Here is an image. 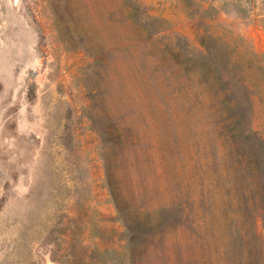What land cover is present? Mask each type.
Returning <instances> with one entry per match:
<instances>
[{"label":"rangeland","instance_id":"rangeland-1","mask_svg":"<svg viewBox=\"0 0 264 264\" xmlns=\"http://www.w3.org/2000/svg\"><path fill=\"white\" fill-rule=\"evenodd\" d=\"M215 76L264 145V0H0V264H230L235 226L264 264V206ZM104 153L129 205L193 216L128 255Z\"/></svg>","mask_w":264,"mask_h":264},{"label":"trees","instance_id":"trees-1","mask_svg":"<svg viewBox=\"0 0 264 264\" xmlns=\"http://www.w3.org/2000/svg\"><path fill=\"white\" fill-rule=\"evenodd\" d=\"M58 33L64 37L63 40H66L67 43L73 44V48L86 51L92 58V62H102L104 60L102 58L103 55L108 53V49L98 45H80V43H73L72 40L79 36L73 30L62 29ZM207 47V44L204 43V48ZM221 61L220 64L223 63ZM217 64V62L206 59L204 55L202 60L199 61V65H202L200 68L210 70L211 72H217ZM209 81L217 83L223 89L220 95V102L224 108L223 121L226 132L230 136L232 144L238 150H241L246 158H242L240 162L244 163L245 169L256 178L255 183L248 190V195L250 196L249 207L256 204L264 206V145H262L260 140L250 138L249 131L246 128L248 113L244 110L242 102L234 99V91H231L229 88H223L227 82L221 76L210 78ZM111 138L112 140H110ZM103 139L104 145L107 146L110 144L116 148L121 141V135L116 133L112 137L104 136ZM103 160L105 186L116 208L118 217L124 225L126 238L123 249L128 255H133L134 251L142 247L143 242H146L154 226L165 225L170 220H176L180 224H183L193 216L187 210L189 201H186L184 204L186 207L181 205V203L175 205L174 208L166 205L156 209H149L147 205L139 208L132 207L119 193L118 180L113 174L111 161L107 153H104ZM151 213H156V216L151 217ZM228 239L227 250L225 252L230 257V264H259L258 262L262 259L261 246L257 251H254L242 229H239L238 226L232 227Z\"/></svg>","mask_w":264,"mask_h":264}]
</instances>
